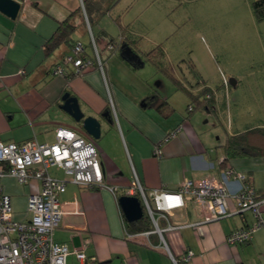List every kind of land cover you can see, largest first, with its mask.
<instances>
[{
    "label": "crops",
    "instance_id": "0c3cea01",
    "mask_svg": "<svg viewBox=\"0 0 264 264\" xmlns=\"http://www.w3.org/2000/svg\"><path fill=\"white\" fill-rule=\"evenodd\" d=\"M15 1L21 4L16 19L0 12V141L20 144L35 139L54 143L57 129L73 130L96 147L104 179V186L96 188L69 183L61 196L65 214L55 231V240L72 251L67 264H174L172 257L179 264H264V226L249 243L227 244L229 234L253 222L251 213H235L238 209L235 198L228 201L232 215L206 221L192 198L185 197L184 207L158 220V228L165 230L163 238L168 249L141 199L138 198L144 217L149 218L152 229L139 233L131 232L128 224L142 219L128 222L119 203L134 174L148 191L178 192L186 179L200 181L211 176L221 179L222 172L230 167L250 178L262 200L264 219V158L225 162L223 151L229 136L264 127V21L258 22L261 27L258 36L252 33L257 43L253 50H258V57L252 62L258 67L225 79L227 123L221 130L217 123L210 124L211 117L219 120L216 95L215 112H189L190 97L182 89L173 86L185 94L171 98L164 90H154L148 79L137 81L133 70L143 68L145 63L141 66L137 60H126L120 48L114 52L105 49L108 40L105 31L96 35L89 21L91 32L103 49L105 76L99 70L70 78L54 75V68L71 54L72 44L61 45L50 55H46L44 45L59 22L80 12L89 0ZM114 4L115 0H106L105 14ZM91 14L93 22L99 19L95 12ZM75 24L74 42L87 45L86 18L76 16ZM87 51L91 49L87 47ZM160 86L163 88L162 83L155 88ZM67 93L78 99L86 116L100 120L99 139L88 135L61 108ZM155 96L156 102L152 100ZM233 105L243 110V114L234 116ZM105 113L109 114L108 119L103 118ZM176 129H180L177 136L162 143ZM157 145H161V158L154 153ZM50 172L59 179H67L60 169L53 168ZM2 185L13 199L14 218L24 221L28 200L41 191V182L30 180L20 184L15 178L5 177ZM238 185L232 180L228 183L232 192L237 191ZM169 225L174 229L167 230ZM190 251L194 254L192 259L183 261V255ZM77 252L85 253L87 260H79Z\"/></svg>",
    "mask_w": 264,
    "mask_h": 264
},
{
    "label": "built area",
    "instance_id": "2783aa9c",
    "mask_svg": "<svg viewBox=\"0 0 264 264\" xmlns=\"http://www.w3.org/2000/svg\"><path fill=\"white\" fill-rule=\"evenodd\" d=\"M82 9L88 23L94 59L84 56L85 45L79 41L63 63L54 68V75L65 76L67 67L71 65L76 76L90 70H99L105 76L106 61L94 40L83 5ZM113 49V45L107 46V50ZM179 132L180 129L172 131L162 143L176 137ZM87 140L73 130L59 128L54 143H41L35 139L20 144L0 141V264H67L72 251L68 245L55 240V231L65 214L61 196L69 183L83 188L104 186L96 147ZM154 153L157 158L162 157L161 145L155 147ZM53 168L62 170L67 179L53 176L50 172ZM5 177L15 178L20 184H26L30 180L41 182V191L28 200L24 221L14 218L13 199L2 185ZM231 180L239 183L236 192L228 187ZM125 196L142 200L166 249L168 247L163 238L165 230L158 228V220L161 217L167 218V214L173 210L184 207L185 197L192 198L206 221H216L232 215L228 204L230 198L237 200L238 209L235 213H251L253 222L247 228L235 230L227 237V244L230 246L251 242L255 233L264 226L262 200L256 188L247 176L230 167L222 172L221 179L214 176L200 181L186 179L178 192L157 189L148 191L137 174H134V180ZM172 229L174 227L171 225L167 228ZM76 254L79 260H87L85 253ZM193 256L190 251L183 255L182 260L189 262ZM172 260L174 264H179L174 257Z\"/></svg>",
    "mask_w": 264,
    "mask_h": 264
},
{
    "label": "rangeland",
    "instance_id": "374dc122",
    "mask_svg": "<svg viewBox=\"0 0 264 264\" xmlns=\"http://www.w3.org/2000/svg\"><path fill=\"white\" fill-rule=\"evenodd\" d=\"M251 2L115 0L108 14L94 22L89 16V20L96 35L105 31L106 39L115 40L117 45L122 41L120 26L128 28L127 36L134 42L131 47L145 63L143 68L133 70L137 81L148 79L154 90H164L171 98L185 94L173 87L174 80L197 94L211 90L218 101L219 120L211 117L210 124L215 122L222 130L226 128L228 109L225 79L258 67L252 62L258 57V50H253L257 46L253 34L258 36L261 27L253 15ZM84 42L89 46L87 34ZM160 83L163 88H155ZM232 113L239 116L243 110L233 105Z\"/></svg>",
    "mask_w": 264,
    "mask_h": 264
},
{
    "label": "trees",
    "instance_id": "16d2710c",
    "mask_svg": "<svg viewBox=\"0 0 264 264\" xmlns=\"http://www.w3.org/2000/svg\"><path fill=\"white\" fill-rule=\"evenodd\" d=\"M23 1V0H20ZM105 2L106 0H89L88 3H85V12L88 21L90 24L92 21L89 20V16L92 19V12H95L96 17H100L107 12L105 9ZM251 8L253 15L257 22L264 21V0H252ZM81 15L84 19V13L81 9L78 13L71 14L67 19L59 22L58 28L54 35L45 43L44 49L46 55H50L56 49H58L61 45L64 44H72V49L75 44L79 41H75L73 39V34L77 30V25L75 24V17ZM121 43L117 45L115 40L110 39L106 41V47L109 45H113L114 49L111 52H114L116 49L122 50V46L130 47L134 54H137L136 51L131 47L134 43L132 42L128 35V28L121 27ZM88 36L90 38L89 32ZM93 34V33H92ZM94 40L100 48L101 55H103V49L99 45V39L97 36L94 35ZM87 47L91 49L90 52L87 51ZM138 55V54H137ZM84 56H87L91 59H94V52L92 41L90 38L89 46L85 45ZM150 54L148 55V57ZM103 57V56H102ZM140 57V56H139ZM150 59L153 57H149ZM126 60L130 61L128 58ZM141 61L144 60L140 57ZM58 66V65H57ZM72 68V71H70ZM66 77L70 78L71 76L75 75L74 67L68 66ZM76 76V75H75ZM176 86L182 89L189 97H190V105L188 107V111L192 112L195 110H208L211 112H215V95L209 89H204L200 94L193 92V90L184 87L179 81L174 80ZM157 97H153L152 100L156 102ZM223 151L225 154V162L227 160L235 159V158H264V127H256L247 129L244 132L231 135L227 138L226 143L223 145ZM225 164V163H223ZM249 178V177H247ZM250 179V178H249ZM149 219V218H148ZM144 217L140 222L135 224H128L130 231L133 233H139L144 231H149L152 229V224L150 220Z\"/></svg>",
    "mask_w": 264,
    "mask_h": 264
},
{
    "label": "water",
    "instance_id": "95a60500",
    "mask_svg": "<svg viewBox=\"0 0 264 264\" xmlns=\"http://www.w3.org/2000/svg\"><path fill=\"white\" fill-rule=\"evenodd\" d=\"M20 10L21 4L19 2L15 0H0V12L6 15L8 18L13 20L16 19L20 13ZM121 51L124 58H128L130 61L137 60V62L141 63V66H143V62L141 61L139 55L134 54L130 47L124 45L122 46ZM230 82L232 84L235 83L233 80H230ZM62 102L63 104L61 108L66 113H68L75 123L82 127V129L86 131L88 135L94 139H99L101 137L100 120L92 116H86L81 110L77 98L67 93L63 96ZM102 116L106 119L109 118L108 113H105ZM110 122L111 120H109V123ZM119 203L128 222L133 223L143 219V208L141 206L140 200L137 197L122 196L119 199Z\"/></svg>",
    "mask_w": 264,
    "mask_h": 264
}]
</instances>
